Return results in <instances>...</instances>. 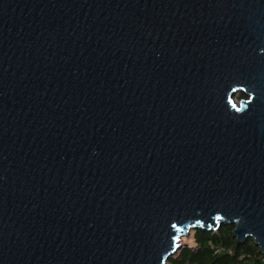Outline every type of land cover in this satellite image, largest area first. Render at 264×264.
Segmentation results:
<instances>
[{"label": "water", "instance_id": "water-1", "mask_svg": "<svg viewBox=\"0 0 264 264\" xmlns=\"http://www.w3.org/2000/svg\"><path fill=\"white\" fill-rule=\"evenodd\" d=\"M222 225L264 254V0H0V264Z\"/></svg>", "mask_w": 264, "mask_h": 264}, {"label": "trees", "instance_id": "trees-1", "mask_svg": "<svg viewBox=\"0 0 264 264\" xmlns=\"http://www.w3.org/2000/svg\"><path fill=\"white\" fill-rule=\"evenodd\" d=\"M238 99L246 97L244 93L237 95ZM231 225H222L216 231L194 230V247L182 244L175 254L170 256L167 264H230L234 261L232 253L252 252L258 248L249 243L248 239L239 245L235 244L231 234ZM222 245L226 252L214 254L207 242Z\"/></svg>", "mask_w": 264, "mask_h": 264}, {"label": "built area", "instance_id": "built-area-1", "mask_svg": "<svg viewBox=\"0 0 264 264\" xmlns=\"http://www.w3.org/2000/svg\"><path fill=\"white\" fill-rule=\"evenodd\" d=\"M207 246L211 247L214 254H220L227 251L222 245H216L211 241L207 242ZM232 254L234 255V261L230 264H264V254H262L259 250Z\"/></svg>", "mask_w": 264, "mask_h": 264}, {"label": "rangeland", "instance_id": "rangeland-1", "mask_svg": "<svg viewBox=\"0 0 264 264\" xmlns=\"http://www.w3.org/2000/svg\"><path fill=\"white\" fill-rule=\"evenodd\" d=\"M235 98L238 99L237 96ZM248 241L250 244L254 245L250 239H248ZM180 242L182 244H187V245L193 246L194 245V230L190 231L189 236H183L182 239L180 240Z\"/></svg>", "mask_w": 264, "mask_h": 264}]
</instances>
